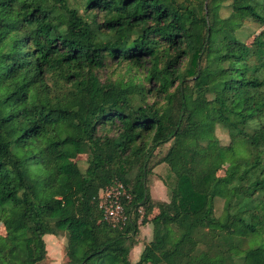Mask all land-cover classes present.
<instances>
[{
	"label": "trees",
	"instance_id": "obj_1",
	"mask_svg": "<svg viewBox=\"0 0 264 264\" xmlns=\"http://www.w3.org/2000/svg\"><path fill=\"white\" fill-rule=\"evenodd\" d=\"M110 63L149 86L101 79ZM115 180L132 198L112 225L98 194ZM0 222V264H43L60 232L65 264H264V0H0Z\"/></svg>",
	"mask_w": 264,
	"mask_h": 264
},
{
	"label": "rangeland",
	"instance_id": "obj_2",
	"mask_svg": "<svg viewBox=\"0 0 264 264\" xmlns=\"http://www.w3.org/2000/svg\"><path fill=\"white\" fill-rule=\"evenodd\" d=\"M221 14L225 17L228 14V11L225 8H222ZM257 30V27L252 23H245L243 26L241 36L247 37L246 39L249 41L253 33ZM132 74L136 76V81L145 83L148 85V82L143 80V73L137 69H132L128 71L126 66L118 65L116 63H110L108 66L102 68L99 71V76L101 79L105 78H128ZM149 86V85H148ZM175 90V85L169 89L170 93H173ZM161 95H164L162 93ZM152 99V95H150ZM150 99V100H151ZM215 134L220 140L221 144H227L229 141L228 134L226 130L221 127L220 125L215 126ZM147 144L151 145L152 141L150 139L147 140ZM169 143L158 146L155 150L154 157L152 159L153 162H156L157 159L162 157L168 148ZM229 161V160H228ZM152 162V163H153ZM80 168H84L86 166V155L82 156L78 160ZM228 163H224L222 166L216 165L212 161H208V165L215 171L217 175H224L227 173L229 169ZM136 172V168H132L127 177L131 178ZM172 177V172L165 163L157 164L153 163L152 171L149 175V192L151 197L155 200H164L168 201V190H167V182L170 183ZM166 210L163 207H154L149 217H152L154 214L158 213L159 211ZM222 210V199L216 198L215 199V214L220 215ZM139 213V221L141 220L142 216L144 215V209L142 206L138 207ZM138 233H137V243L132 247L130 250L129 258L131 261L135 262L139 258V254L144 246V244L152 239V229L151 223L147 222L145 224L138 225ZM5 230L0 222V233L4 234ZM45 241V248H46V256L43 260V264H65V250L67 244V236L64 232H60L59 234L52 235L46 234L44 235Z\"/></svg>",
	"mask_w": 264,
	"mask_h": 264
},
{
	"label": "built area",
	"instance_id": "obj_3",
	"mask_svg": "<svg viewBox=\"0 0 264 264\" xmlns=\"http://www.w3.org/2000/svg\"><path fill=\"white\" fill-rule=\"evenodd\" d=\"M99 206L103 210L104 219L116 225L126 218L124 208L132 198L128 187L115 180L99 191Z\"/></svg>",
	"mask_w": 264,
	"mask_h": 264
}]
</instances>
